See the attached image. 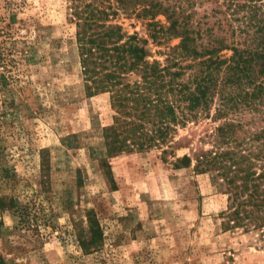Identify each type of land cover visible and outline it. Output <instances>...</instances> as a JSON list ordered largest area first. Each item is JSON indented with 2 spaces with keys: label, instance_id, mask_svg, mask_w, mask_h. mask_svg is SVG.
<instances>
[{
  "label": "rangeland",
  "instance_id": "obj_1",
  "mask_svg": "<svg viewBox=\"0 0 264 264\" xmlns=\"http://www.w3.org/2000/svg\"><path fill=\"white\" fill-rule=\"evenodd\" d=\"M72 12V0H0V195L17 204L0 211V253L15 264H264V227L228 225L222 178L195 159L175 168L211 148L200 140L209 120L180 129L176 157L108 154L111 96L87 91ZM121 21L147 37L143 20ZM87 209L103 231L90 250Z\"/></svg>",
  "mask_w": 264,
  "mask_h": 264
},
{
  "label": "trees",
  "instance_id": "obj_2",
  "mask_svg": "<svg viewBox=\"0 0 264 264\" xmlns=\"http://www.w3.org/2000/svg\"><path fill=\"white\" fill-rule=\"evenodd\" d=\"M204 3L213 7L200 14ZM72 10L87 91L111 96L108 154L176 157L180 129L209 120L200 140L211 148L176 157L175 168L195 159L199 173L215 172L228 225L264 227V0H72ZM123 17L143 20L147 37L127 31ZM16 205L0 195V211ZM84 215L79 239L90 250L103 231L92 209ZM0 264L15 263L0 253Z\"/></svg>",
  "mask_w": 264,
  "mask_h": 264
}]
</instances>
